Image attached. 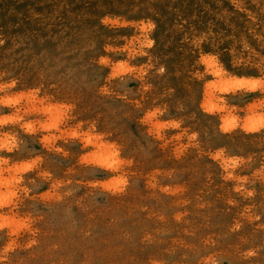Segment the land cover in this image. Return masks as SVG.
<instances>
[{
    "label": "rangeland",
    "instance_id": "1",
    "mask_svg": "<svg viewBox=\"0 0 264 264\" xmlns=\"http://www.w3.org/2000/svg\"><path fill=\"white\" fill-rule=\"evenodd\" d=\"M0 264H264V0H0Z\"/></svg>",
    "mask_w": 264,
    "mask_h": 264
}]
</instances>
